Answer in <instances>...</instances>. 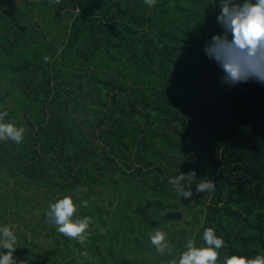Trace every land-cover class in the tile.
Masks as SVG:
<instances>
[{"label":"trees","instance_id":"trees-1","mask_svg":"<svg viewBox=\"0 0 264 264\" xmlns=\"http://www.w3.org/2000/svg\"><path fill=\"white\" fill-rule=\"evenodd\" d=\"M217 12L216 0H0V111L25 127L21 144L0 142V226L18 261L168 264L150 232L178 255L208 227L221 260L264 255V85L220 83L203 52ZM193 170L215 191L186 181L180 197L169 178ZM64 195L92 218L83 245L45 221Z\"/></svg>","mask_w":264,"mask_h":264},{"label":"clouds","instance_id":"clouds-1","mask_svg":"<svg viewBox=\"0 0 264 264\" xmlns=\"http://www.w3.org/2000/svg\"><path fill=\"white\" fill-rule=\"evenodd\" d=\"M55 2L59 4L60 0ZM144 3L154 7L156 0H144ZM216 3L218 12L215 22L220 31L205 41L203 52L210 61L215 62L220 72V83L228 88L249 81L264 85V0H216ZM44 59L47 62L48 57ZM8 116L7 110L0 111V142L21 144L25 127L6 121ZM186 181L195 183L197 194L214 192L216 188V184L207 177L198 180L194 170L170 177L168 183L180 197L190 199L193 192L191 188L184 187ZM80 206L87 207L88 202L82 200ZM76 213L77 205L73 198L64 195L49 203L44 217L56 233L83 245L89 238L92 218H80ZM201 239L203 244L198 246L195 238H189L183 250L173 255L164 231L155 229L149 233L150 244L157 254L172 255L168 264H264V255L253 258L230 255L221 260L219 250L224 247L225 241L215 235L214 228H205ZM17 241V235L7 224L0 226V264H25V261H18L14 255ZM80 255L88 258L87 253L82 252Z\"/></svg>","mask_w":264,"mask_h":264},{"label":"rangeland","instance_id":"rangeland-1","mask_svg":"<svg viewBox=\"0 0 264 264\" xmlns=\"http://www.w3.org/2000/svg\"><path fill=\"white\" fill-rule=\"evenodd\" d=\"M15 226H17L16 224H14L12 227L15 228Z\"/></svg>","mask_w":264,"mask_h":264}]
</instances>
